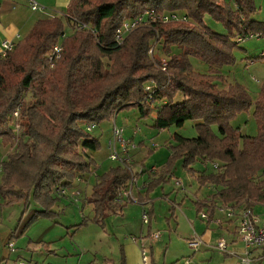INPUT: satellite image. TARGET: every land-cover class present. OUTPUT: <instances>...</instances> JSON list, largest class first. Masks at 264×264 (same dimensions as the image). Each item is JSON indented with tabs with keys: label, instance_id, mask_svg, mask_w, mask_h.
Wrapping results in <instances>:
<instances>
[{
	"label": "trees",
	"instance_id": "obj_1",
	"mask_svg": "<svg viewBox=\"0 0 264 264\" xmlns=\"http://www.w3.org/2000/svg\"><path fill=\"white\" fill-rule=\"evenodd\" d=\"M148 9L158 14L175 12L186 20L142 25L123 44H115L121 23ZM257 9L255 0H235L234 7L221 0H72L65 18L39 19L0 61V139L14 147L1 163L0 193L8 197L6 203L24 200L30 205L34 200L41 209L28 225L42 216L56 217L60 194L98 168L91 154L102 149L101 137L88 131L87 125L116 121L125 110L139 109L140 119L151 117L143 91L153 80L160 87L153 127L166 130L197 121L198 134H174L163 174L148 185L150 190L169 181L181 161L188 173H199L200 188L211 186L217 191L212 203H197L199 213L206 208L213 215L214 200L241 210L264 205V83L255 103L244 85L222 83L226 80L223 67L236 61V38L264 36V22L252 18ZM207 15L221 22L227 33L208 26ZM66 23L72 30L69 36ZM76 23L87 28L77 29ZM57 43L63 45V52L52 68L46 55ZM155 43L169 55L166 70L149 53ZM194 58L215 72L197 71ZM27 94L31 95L28 101ZM252 106L258 125L254 136L233 125ZM14 123L19 137L13 132ZM197 162L205 169L198 172ZM135 165L118 164L96 178L88 199L95 212L93 221L118 210L117 199Z\"/></svg>",
	"mask_w": 264,
	"mask_h": 264
},
{
	"label": "rangeland",
	"instance_id": "obj_2",
	"mask_svg": "<svg viewBox=\"0 0 264 264\" xmlns=\"http://www.w3.org/2000/svg\"><path fill=\"white\" fill-rule=\"evenodd\" d=\"M221 1L230 3L233 7L235 6V0ZM37 2L41 5L39 0H37ZM255 2L258 9L252 15V18L264 22V0H255ZM54 5L55 6H47V8L46 6L44 8L41 5L42 8L37 11L32 10L30 6L29 9L36 16L45 17L50 13L54 14L55 11H59L65 7L64 4H58L57 0H55ZM55 15L65 18L66 12L64 10L62 12L59 11ZM205 22L214 31L227 33L225 26L221 22L214 20L211 16L207 15ZM65 29L66 35H71L72 30L67 23L65 24ZM155 53L156 58H158L159 61L164 58L170 59L167 52H165V50L159 45L157 46ZM234 54L236 58L235 63L223 67V73L226 76V80L222 83L226 87L230 83H240L244 85L249 90L253 103H255L264 83V36L255 35L252 38H248L243 42L238 43L234 49ZM192 62L196 70L199 72H215V68L211 69L207 63L199 59L194 58L192 59ZM30 97L31 95L27 94L26 101H28ZM177 98L182 100V94H179ZM18 118H15V123ZM117 122L126 126L127 130L134 131L136 138L142 137L143 139H146L142 140V142H146L143 147L137 146V148L133 150L132 157L137 160H144V158H146V162L149 163L150 166H159L166 161L170 152L164 145L171 140L174 142L173 136L175 133L181 134L185 137H194L198 134L195 127L197 121H187L183 127L173 126L166 130L155 129L153 127V117L151 116L149 118L140 119L139 109L125 110V112H123V114L117 119ZM15 123L13 132L19 137V129ZM113 123L114 121L111 120L105 121L91 132L94 136L101 137L102 149L94 155L100 165L98 171L103 173L107 172L111 167L116 166V163L109 158L110 151L108 148ZM233 125L240 127L245 135H257L258 125L257 119L254 115V106L249 110L242 112L233 121ZM11 147L12 152L14 147ZM150 149L154 150L153 155H149L148 152ZM7 155V145H5L0 139V186L3 178L1 163ZM156 172H158L157 169L153 173ZM260 177L257 180L261 179ZM177 181L181 182V184L177 185ZM93 184L90 182L82 187L84 193L81 196L78 195V198L71 196V190H69L70 197L60 198L54 208L57 212L56 217L46 218L42 216L30 225H28V223L31 217L41 209L40 206L34 200H32L30 205L24 200L6 203L8 197H4L0 193V263L30 264L32 263L30 262L32 261V258L37 259V257H45L48 254V248L47 245L41 243V240L44 239V237H58L60 235V230L58 229L59 226L64 227L65 230H75V228L80 230L75 233L71 232L70 236L76 235L73 242L83 240L87 237H93L96 244H94V242L89 243V246L97 247L100 254L106 253L109 258L116 257L119 251V243L116 238L111 234H108L107 230H109V228L107 226L102 227L99 225L101 222L99 224L93 222L95 212L93 210V205L88 203V197L90 192H92L91 189ZM195 187H197V179L183 169L182 162L180 161L174 169L173 177L156 188L152 192L148 201L149 206H152L156 212L151 224L152 230L153 232H159L161 235L160 238H152L149 239V241L159 243L156 245L158 247L162 245L161 241L167 238V234L169 233L168 231L163 230L162 227H164V224L168 223L171 214L170 210L175 208L178 212L179 226L176 224V217H174L170 225L173 226V222H175V229L178 227L177 232L179 234L178 236H173L174 242L171 246L170 252L168 254H166V252L164 253V256H166L165 259L161 258V261L165 264H186L187 261L194 258V255H196V260H198L200 264H203L201 261L206 259L202 256L200 257L201 251L196 253L191 247L186 245L188 239H185L184 236L192 230V224L189 223V219L191 218L192 213L194 214V209L189 198L194 199V192L190 191V189H194ZM197 188H199V186ZM183 200L185 201L183 205L184 207H181L180 204ZM88 205H90L91 208ZM259 210L261 211H258V213L261 212V217H264V205L260 206ZM84 219L89 221L87 225L82 228L72 227L80 224ZM121 222L126 224L121 225ZM31 225H33L32 228L29 232H26ZM149 226L150 224H145L143 221L141 201L138 199L129 204L125 211V216L120 214L116 215L113 222V228L116 231V234L120 238H122V235H127L128 239L131 237L136 239V236H140L142 231L144 234L148 233ZM63 231L64 230H62V232ZM172 232L174 233V230ZM12 235L15 237L12 238ZM177 238L182 239L183 241L180 240L176 242ZM10 241H14L15 251H12L9 247ZM61 259L63 258H58V264L61 263ZM99 259L102 260V256H99ZM34 263L35 262H33V264Z\"/></svg>",
	"mask_w": 264,
	"mask_h": 264
},
{
	"label": "crops",
	"instance_id": "obj_3",
	"mask_svg": "<svg viewBox=\"0 0 264 264\" xmlns=\"http://www.w3.org/2000/svg\"><path fill=\"white\" fill-rule=\"evenodd\" d=\"M39 1L41 2V5L44 8L45 6L46 8L47 6H55L54 5L55 0H39ZM57 1L58 4H64L65 6L63 9L59 11L62 12L64 10L66 12L72 0H57ZM59 11H55L54 14L50 13L48 16L45 17H38L35 14H33L32 11H30L28 0H0V48L2 42L5 40L14 41L16 42V44H18V42H20L30 33L35 23L39 19L54 17L55 14H57ZM176 51H177L176 49L172 50L171 54H174ZM123 112L125 111L120 112L115 118L117 124H119L117 122V119L123 114ZM124 127L126 129V137L129 139H133L137 144V146L143 147L146 144L145 141L142 142V140H146V139H143L142 137L136 138L134 131L133 132L129 131L127 130L126 126ZM111 136H112V131H111ZM166 144L164 146L169 150L168 145L175 143L167 142ZM7 148H8V154L11 153L12 150L11 145H7ZM95 153L97 152L92 153L91 156L97 161L94 155ZM148 153L149 155H153L154 150L150 149ZM166 161L160 164L159 166H150V164L146 162V158H144V160L133 159V162H135L136 164L135 167H133V171L138 173V182L132 191L133 199L124 203L118 202L120 204V207L116 212L107 214L105 218H103L98 222L93 221L97 224L101 222L99 225L102 227L107 226L109 228V230H107L108 234L109 235L111 234L116 238L117 242L119 243V251L116 257L109 258L108 255H106V253L100 254L99 250H97L98 249L97 247L89 246L88 245L89 243L94 242L93 237H87L83 240H78L77 242H73L76 235L70 236L71 232L75 233L80 230L78 228H75V230L74 229L65 230L64 227L59 226L58 229L60 230V235L58 237H44V239L41 240V243L47 245L48 254L45 257L43 256L42 258L40 257H37V259L32 258V261H30L32 263L30 264H33V262H35L34 264H58L59 257L63 258L61 259L60 264H146L144 263L142 258V250L144 248L147 250L148 255L150 257V262H148L147 264H152V261L155 264H165L161 261V258L165 259L166 256H164V253L166 252V254H168L170 252L171 246L174 242L173 236L175 237L176 235L178 236L179 234L177 232L178 227L175 229L176 224L179 226L178 212L175 208H172L170 210L171 214L169 216L168 223L164 224V227H162L163 230L168 231L169 233L167 234V238L161 241L162 245L158 247L156 245L159 243L149 241V239H152V234L154 233L151 224L156 212L152 206H149L148 201L151 197L152 192L160 185L151 190L148 187V185L154 179L160 177L163 174L162 170L165 166ZM97 166L98 168L96 169L95 172H93L90 175H85L80 177L72 187L66 188L64 190L65 193L60 194V198L70 197L69 190H71L70 191L71 196L78 198L77 197L78 195L75 196L74 193L79 191L81 193L79 196H81L84 193L82 187L86 186L90 182L92 184L94 182L93 185H95L96 178L99 175L103 174V172L98 171L100 168L98 162H97ZM116 166H118L117 163ZM153 167H156L159 173L158 172L153 173L154 172L152 171ZM194 168L199 172L205 169V165L201 162H197L196 164H194ZM198 174L199 173H197V175ZM196 176L194 177L196 178ZM198 186L199 185L197 183V187ZM197 187H195L194 189L193 188L190 189V191L194 192V199L189 198L191 205L193 206L194 209V214L192 213L191 218L189 219V223L192 224V230L186 235H184L185 239L189 240L190 238H193L195 236L201 239L202 243L197 251H195L192 247L191 248L196 253H198V251H201L200 257L202 256L206 258L203 261H201L203 262V264H244L239 257L233 256L228 252H221L216 248L218 241L224 238L228 242L229 250L232 249V250L243 251V244L239 240V235H238V223H239V215L241 212V208H237V206H233L235 208L236 215L232 218H229L227 216V212H228V210L226 209L227 204H223L219 200H214L215 210L213 215L210 216L206 208H203V210L199 213L198 212L199 204L197 203L202 202L204 200L207 201V204L212 203L211 196L217 191L214 187L211 186H206L202 188L200 187L197 188ZM91 193L92 192H90L89 196L91 195ZM137 199L141 201L142 214L145 209L150 213L151 222H150V226L148 227L149 232L144 234L142 231L140 235L141 237L136 236V239L132 237L128 239L127 235L126 236L122 235V238H120L116 234V231L113 228L114 219L116 215L119 214L125 216V211L128 208L129 204L131 202L136 201ZM184 202H185L184 200L183 202H181L180 204L181 207H184L183 206ZM88 206L91 208L90 205ZM260 206L262 205L254 206L253 210L258 217L259 223L264 224V217H261L262 215H260L262 213L261 212L258 213V211H261L259 210ZM203 212L209 214L208 215L210 218L209 220H204L201 217ZM174 217H176L177 223L174 225L175 222H173V226H172L170 224L173 221ZM88 223L89 221H87L85 225H87ZM125 224L126 223L121 222V225H125ZM32 226L33 225H31L26 232H29ZM84 226H79L78 224L72 227L82 228ZM62 230L64 231L62 232ZM173 230L174 233L172 232ZM11 237L14 238L15 236L12 235ZM180 240L183 241L182 239L177 238L176 242ZM10 242H14V241H10ZM94 244L96 243L94 242ZM186 245L190 247L188 241ZM99 256H102V260L99 259ZM192 261L195 264H200L199 261L196 260V255H194ZM253 264H264V261L256 262V263L254 262Z\"/></svg>",
	"mask_w": 264,
	"mask_h": 264
},
{
	"label": "built area",
	"instance_id": "obj_4",
	"mask_svg": "<svg viewBox=\"0 0 264 264\" xmlns=\"http://www.w3.org/2000/svg\"><path fill=\"white\" fill-rule=\"evenodd\" d=\"M29 6L32 10L37 11L40 10L41 5L37 2V0H28ZM173 20H186L185 16H181L178 13L171 12V13H163L158 14L154 9H148L145 11L144 14L138 16L133 19H126L124 20L121 25L116 29L113 41L115 44L121 45L124 43L126 38L138 27L142 25H148L153 22L162 21V22H170ZM75 27L77 29H86L87 26L81 23H76ZM94 31V30H93ZM255 35L250 34L247 38L238 37L236 38V42L241 43L248 38H252ZM257 36H260L259 34ZM158 44L155 43L149 53L151 56L156 57V48ZM16 47V42L5 40L1 44L0 48V61L5 59L9 53L14 51ZM63 52V45L61 43H57L54 47L47 53L46 58L50 65V67H54L57 62L60 60ZM169 59H162L159 62L161 63V67L163 70H166V66L168 64ZM159 85L155 81L148 82L144 87V103L147 107L152 110V116L155 117L156 115V106L160 103L158 99V90ZM20 115V109L18 108L14 113L15 118H18ZM18 129L19 126L17 125ZM97 127L96 124H88L87 130L92 132ZM109 148V158L122 166L130 167V164L133 162L132 160V152L134 149L137 148V144L133 139H129L126 137V129L124 126L119 125L114 120L113 127H112V136L108 142ZM215 168L218 169V164H214ZM156 167L152 168V171H156ZM138 182V173L133 171L132 168V176L127 184V187L122 191L120 197L117 199L118 202L124 203L129 200L133 199L132 191L133 188L136 186ZM181 182L177 181V185H180ZM62 193H65L63 191ZM81 193L78 191L74 193V195H80ZM226 209L228 210L227 216L232 218L236 215V211L234 207L227 206ZM201 217L204 220H209L208 213L203 212ZM142 218L145 224H149L150 222V213L145 209L142 214ZM238 235L239 240L243 244V251L238 250H229L228 242L226 239L222 238L218 241L216 248L221 252H228L233 256L239 257L240 260L244 264H253L254 262H262L264 261V224H260L257 215L255 214L252 208H244L241 210L239 215V223H238ZM159 232H154L152 234L153 239L160 238ZM201 239L197 236L190 238L188 240V244L192 247L195 251L200 248ZM9 247L12 251H15V244L14 242L9 243ZM142 258L144 263H148L149 256L147 250L144 248L142 250ZM186 264H195L192 259L187 261Z\"/></svg>",
	"mask_w": 264,
	"mask_h": 264
}]
</instances>
